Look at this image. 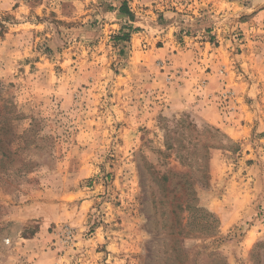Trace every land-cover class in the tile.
Listing matches in <instances>:
<instances>
[{
    "label": "rangeland",
    "instance_id": "obj_1",
    "mask_svg": "<svg viewBox=\"0 0 264 264\" xmlns=\"http://www.w3.org/2000/svg\"><path fill=\"white\" fill-rule=\"evenodd\" d=\"M0 110V264H264V0H0Z\"/></svg>",
    "mask_w": 264,
    "mask_h": 264
},
{
    "label": "trees",
    "instance_id": "obj_2",
    "mask_svg": "<svg viewBox=\"0 0 264 264\" xmlns=\"http://www.w3.org/2000/svg\"><path fill=\"white\" fill-rule=\"evenodd\" d=\"M1 112L2 111L0 110V136L4 139L9 134V125L3 116H1ZM3 139H0V162L7 163L11 158V141L8 139ZM5 141H7V143ZM181 177L186 176L182 175ZM196 202L197 200L195 192L190 191L189 193L185 194V200L183 202L184 207H181V204H178L177 207H179L180 211L186 213V218H182V220H185L183 228L179 227V220L177 219L176 224L179 227V231L182 230L183 232L184 230L187 232L186 234H188V232H191V234L198 233L201 236L207 238L215 236L218 229L217 218L213 214L209 213L206 209L198 207ZM174 243L177 244L179 241L175 239Z\"/></svg>",
    "mask_w": 264,
    "mask_h": 264
},
{
    "label": "crops",
    "instance_id": "obj_3",
    "mask_svg": "<svg viewBox=\"0 0 264 264\" xmlns=\"http://www.w3.org/2000/svg\"><path fill=\"white\" fill-rule=\"evenodd\" d=\"M184 89L178 91L179 99L175 101L176 103H178V106L185 108L187 105H189V107L191 108L192 107L203 108L202 107V105L204 104L203 100H197L195 95L191 93L189 90H187L186 87ZM194 101L197 102L198 104L196 105L195 103H193ZM190 103H193V106ZM211 108L212 107H206V109H202L200 115L208 122L217 126L223 131L233 130L235 132H238V127L235 122L229 124H223L222 121L219 119L220 117ZM209 111H211V113L213 114L212 117H210ZM219 206L213 208V212L218 216L221 224L223 225L228 224L232 219V216H229L228 218L227 212H229V210L221 208Z\"/></svg>",
    "mask_w": 264,
    "mask_h": 264
}]
</instances>
